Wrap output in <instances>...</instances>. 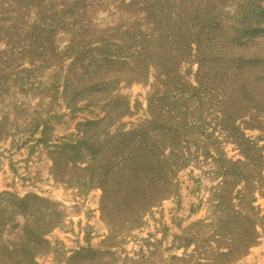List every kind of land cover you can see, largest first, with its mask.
I'll list each match as a JSON object with an SVG mask.
<instances>
[{
	"label": "rangeland",
	"instance_id": "374dc122",
	"mask_svg": "<svg viewBox=\"0 0 264 264\" xmlns=\"http://www.w3.org/2000/svg\"><path fill=\"white\" fill-rule=\"evenodd\" d=\"M0 123L1 260L264 264V0H0Z\"/></svg>",
	"mask_w": 264,
	"mask_h": 264
},
{
	"label": "trees",
	"instance_id": "16d2710c",
	"mask_svg": "<svg viewBox=\"0 0 264 264\" xmlns=\"http://www.w3.org/2000/svg\"><path fill=\"white\" fill-rule=\"evenodd\" d=\"M2 124L0 123V126ZM42 126H45L46 123L42 121ZM2 136V135H0ZM8 135H3V139L7 138ZM2 138V137H0ZM28 199L18 200V205L20 208L25 207V202ZM58 223L53 224L50 223L49 227H14L13 231L18 229V235H26L27 241H23V243L19 247V253H22L23 259L19 263V261H3L0 259V264H38L37 260L39 257H43L49 253H51V247L47 240H45L44 235L48 234L51 229H54Z\"/></svg>",
	"mask_w": 264,
	"mask_h": 264
}]
</instances>
